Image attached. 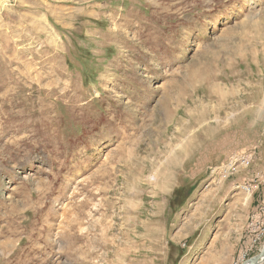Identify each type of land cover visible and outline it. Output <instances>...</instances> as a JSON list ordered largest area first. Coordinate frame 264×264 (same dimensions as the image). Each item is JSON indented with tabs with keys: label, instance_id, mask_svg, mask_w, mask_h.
Masks as SVG:
<instances>
[{
	"label": "rangeland",
	"instance_id": "374dc122",
	"mask_svg": "<svg viewBox=\"0 0 264 264\" xmlns=\"http://www.w3.org/2000/svg\"><path fill=\"white\" fill-rule=\"evenodd\" d=\"M263 179L264 0H0V264H101L166 196L242 264Z\"/></svg>",
	"mask_w": 264,
	"mask_h": 264
},
{
	"label": "crops",
	"instance_id": "0c3cea01",
	"mask_svg": "<svg viewBox=\"0 0 264 264\" xmlns=\"http://www.w3.org/2000/svg\"><path fill=\"white\" fill-rule=\"evenodd\" d=\"M168 188L161 191L167 192ZM168 198L166 196L164 201L159 202L160 204L151 207H139L138 216H133L134 220L139 222L120 223L121 228L127 227L128 224L129 231H123L120 234L122 240H119V244L116 245L115 241H112V245L104 250L105 260L104 257L100 260L106 264H227L231 254L226 244H220L211 251L214 237L209 238L203 244L184 243L183 246L186 249L183 250L182 256L178 255L181 252L178 247L187 237L182 238L178 231L173 229L175 224L168 217L171 214ZM146 212L151 217L140 216ZM115 229V225L107 228L108 240L110 235L115 237ZM93 262L97 263L98 260L92 259L91 263Z\"/></svg>",
	"mask_w": 264,
	"mask_h": 264
},
{
	"label": "bare ground",
	"instance_id": "6f19581e",
	"mask_svg": "<svg viewBox=\"0 0 264 264\" xmlns=\"http://www.w3.org/2000/svg\"><path fill=\"white\" fill-rule=\"evenodd\" d=\"M247 42V41H246ZM248 47V46H247ZM147 65V64H146ZM148 73V72H147ZM195 75V74H194ZM195 78V77H194ZM203 79V78H202ZM176 93V92H175ZM164 95H166V94H164ZM146 97V96H145ZM166 97V96H165ZM170 97V96H169ZM161 103V102H160ZM171 105V104H170ZM251 163V161L249 162V161H245L244 163H241V164H237V167L236 168H238V167H240V166H242V165H244V164H247V165H249ZM246 167V166H245ZM236 168H235V170H236ZM258 177V176H257ZM264 180V179H263ZM259 181V180H258ZM260 182V181H259ZM258 185V184H257ZM260 185V184H259ZM254 187V186H253ZM244 191H246V192H250L253 188H251V187H244V188H242ZM259 189H260V187H259ZM263 191H264V189H263ZM245 193V192H244ZM251 223V222H250ZM247 232V231H246ZM247 246V245H246ZM261 253H263L261 256H260V258H259V260H258V262H256L255 264H264V246H262V248H261V250H260V252H259V254L257 255V256H259ZM240 260V259H239ZM242 264H251L248 260L247 261H245L244 263H242Z\"/></svg>",
	"mask_w": 264,
	"mask_h": 264
},
{
	"label": "built area",
	"instance_id": "2783aa9c",
	"mask_svg": "<svg viewBox=\"0 0 264 264\" xmlns=\"http://www.w3.org/2000/svg\"><path fill=\"white\" fill-rule=\"evenodd\" d=\"M245 161H231L229 163V166L230 168H236L237 167V164H241V163H244Z\"/></svg>",
	"mask_w": 264,
	"mask_h": 264
},
{
	"label": "water",
	"instance_id": "95a60500",
	"mask_svg": "<svg viewBox=\"0 0 264 264\" xmlns=\"http://www.w3.org/2000/svg\"><path fill=\"white\" fill-rule=\"evenodd\" d=\"M263 253H261L259 256H255L253 258H250L248 261L251 263V264H255L256 262H258L260 256L262 255Z\"/></svg>",
	"mask_w": 264,
	"mask_h": 264
},
{
	"label": "trees",
	"instance_id": "16d2710c",
	"mask_svg": "<svg viewBox=\"0 0 264 264\" xmlns=\"http://www.w3.org/2000/svg\"><path fill=\"white\" fill-rule=\"evenodd\" d=\"M177 198H178V197H177V195H176V200H177Z\"/></svg>",
	"mask_w": 264,
	"mask_h": 264
}]
</instances>
